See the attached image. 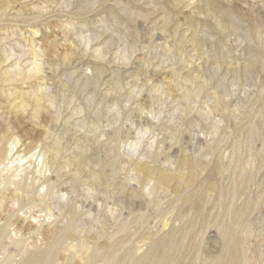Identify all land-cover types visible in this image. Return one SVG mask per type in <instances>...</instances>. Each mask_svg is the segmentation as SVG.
Here are the masks:
<instances>
[{"label":"rangeland","instance_id":"rangeland-1","mask_svg":"<svg viewBox=\"0 0 264 264\" xmlns=\"http://www.w3.org/2000/svg\"><path fill=\"white\" fill-rule=\"evenodd\" d=\"M0 264H264V0H0Z\"/></svg>","mask_w":264,"mask_h":264}]
</instances>
